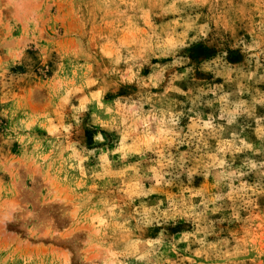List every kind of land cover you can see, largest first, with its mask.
I'll return each mask as SVG.
<instances>
[{
    "label": "rangeland",
    "instance_id": "rangeland-1",
    "mask_svg": "<svg viewBox=\"0 0 264 264\" xmlns=\"http://www.w3.org/2000/svg\"><path fill=\"white\" fill-rule=\"evenodd\" d=\"M0 264H264V0H0Z\"/></svg>",
    "mask_w": 264,
    "mask_h": 264
}]
</instances>
